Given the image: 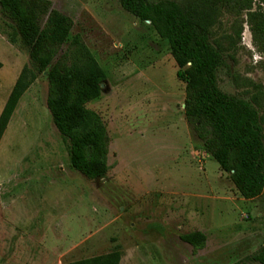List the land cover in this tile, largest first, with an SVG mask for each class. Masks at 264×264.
<instances>
[{
    "label": "rangeland",
    "instance_id": "obj_1",
    "mask_svg": "<svg viewBox=\"0 0 264 264\" xmlns=\"http://www.w3.org/2000/svg\"><path fill=\"white\" fill-rule=\"evenodd\" d=\"M48 1L105 74L86 107L105 126L107 170L88 180L70 168L41 74L0 139V264H64L115 246L119 264H255L264 196L241 198L202 151L183 118L184 85L167 44L117 0ZM5 25L0 19V110L27 63L26 51L1 33L10 31ZM210 39L224 51L218 90L256 110L264 143V53L245 16L222 14ZM194 231L205 244L193 254L179 236Z\"/></svg>",
    "mask_w": 264,
    "mask_h": 264
},
{
    "label": "trees",
    "instance_id": "obj_2",
    "mask_svg": "<svg viewBox=\"0 0 264 264\" xmlns=\"http://www.w3.org/2000/svg\"><path fill=\"white\" fill-rule=\"evenodd\" d=\"M120 8L146 23L167 44L175 78L183 87V118L202 144V151L227 175L244 200L264 196L262 123L246 101L220 92L217 70L223 49L211 39V29L222 14L245 16L254 47L264 53V0H117ZM0 19L10 31L11 45L27 53L0 110V139L19 99L44 74L45 107L51 123L66 145L70 168L88 180L107 170L108 138L97 113L86 105L100 95L105 74L78 35L70 36L72 21L52 8L48 0H0ZM239 31L237 32V35ZM65 46V47H63ZM192 253L202 249L198 231L179 236ZM120 248L64 264H119ZM250 262L264 264L262 247Z\"/></svg>",
    "mask_w": 264,
    "mask_h": 264
},
{
    "label": "water",
    "instance_id": "obj_3",
    "mask_svg": "<svg viewBox=\"0 0 264 264\" xmlns=\"http://www.w3.org/2000/svg\"><path fill=\"white\" fill-rule=\"evenodd\" d=\"M147 23V22H146ZM102 87V84L100 85V88ZM182 108H183V105H182Z\"/></svg>",
    "mask_w": 264,
    "mask_h": 264
},
{
    "label": "bare ground",
    "instance_id": "obj_4",
    "mask_svg": "<svg viewBox=\"0 0 264 264\" xmlns=\"http://www.w3.org/2000/svg\"><path fill=\"white\" fill-rule=\"evenodd\" d=\"M148 23V22H147Z\"/></svg>",
    "mask_w": 264,
    "mask_h": 264
}]
</instances>
